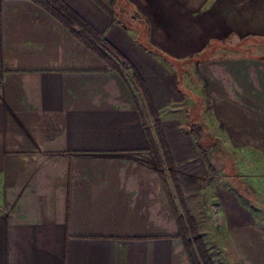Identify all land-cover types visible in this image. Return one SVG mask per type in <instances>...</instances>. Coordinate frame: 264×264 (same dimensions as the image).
<instances>
[{
  "label": "crops",
  "instance_id": "obj_1",
  "mask_svg": "<svg viewBox=\"0 0 264 264\" xmlns=\"http://www.w3.org/2000/svg\"><path fill=\"white\" fill-rule=\"evenodd\" d=\"M60 1L134 64L163 149L130 71L112 69L45 6L0 0V264H193L175 189L177 178L187 190L182 166L233 170V156L240 170L264 169V0ZM137 27L146 43L132 56L120 44L139 41ZM228 41L254 51L199 61L193 79L217 132L179 128L167 108L190 92L162 57L191 60ZM235 196L216 235L240 264H264V229Z\"/></svg>",
  "mask_w": 264,
  "mask_h": 264
},
{
  "label": "rangeland",
  "instance_id": "obj_2",
  "mask_svg": "<svg viewBox=\"0 0 264 264\" xmlns=\"http://www.w3.org/2000/svg\"><path fill=\"white\" fill-rule=\"evenodd\" d=\"M118 10L121 11V9ZM127 15V23L130 22V24H132V19L134 18L132 11L127 12ZM136 29L139 35L138 37L140 38L139 41H134L132 44L129 42L128 45L124 46L120 44L123 49H126L125 51H130V54L132 56L133 50H143L146 43V41L144 43L145 29L138 27ZM102 39L104 40L103 37ZM140 41L142 42L140 43ZM229 43L230 45H228ZM228 44L226 46L227 48L223 49V47L221 48V44L213 45L207 43L208 47L209 45L211 46L208 48L206 45L208 49L207 51L205 50L204 55H201L200 57L199 54L194 55L193 59L191 60L190 58L189 60L185 61H176L173 59L165 60L162 57V61H167V66H171V68L173 69L176 68L180 70L182 79L185 81V83H187L186 86L189 90L187 91L190 92L187 93V100L185 102L181 104H171L167 108V114H175L177 116V119H179V128L183 130L195 131L196 129L193 128V126H196L197 123H194L196 121L198 123L200 122L199 124L203 125V128L198 127V130H204L209 134L213 131L217 132V130L209 121L211 114L209 112L210 108L208 107V103L206 105L207 107H204V103L201 105L199 102H196L197 93L195 92V89L197 86L193 79L196 77L195 67L197 65L196 63H198L199 61H204L212 57L229 54L250 55L254 51L252 49V44L246 43V41H234V43L232 41H228ZM108 46L118 56L119 66L122 68V70L130 71L132 74L134 64H132L131 60L122 52V50L118 46H116V44L108 41ZM193 46L195 47L196 44H188V49L192 50ZM129 48L133 50H130ZM186 69L188 70V72H185ZM174 73L175 71L173 72V74ZM156 109V107L151 109L146 101H142L141 113L143 114V119L145 120L149 130L154 133V136L157 140V145L160 149H163L161 138L159 137V130H163L164 126L162 124L157 125L155 123L156 117L154 116V114H156ZM224 157L227 156L225 155ZM236 157L238 161L242 159L238 156ZM229 160L231 164L228 166L233 165V170L226 169L216 171L210 167V162L207 161V159H204L203 164H200L199 166L193 165V163L185 164L184 166H182V168H184L183 170H185L182 175L186 180L185 182L187 189L185 192L183 190L184 194L186 193V205L188 207L190 206L189 208L191 209V214L196 219V227L198 229V233L201 235L206 248L210 253L213 254L214 259L218 264H240L238 260L234 259L233 256L229 253L231 249H229L228 252L224 251L226 247L223 243V241L226 240L225 232V236L220 234L219 236L216 235L218 227L223 229L225 227V222L223 219L224 209H226L228 206L235 208V203L237 202V198L235 195H237L239 197V201L241 200L243 204L247 206L252 212V215L254 217L252 218L253 223L250 222V225L254 227H263L264 229V189L261 190L263 188L261 186H264V169L255 171L240 170L237 166V162L235 164H232V162L234 161L233 156H231ZM253 167L255 169H258V167L260 168V166ZM177 195L181 197V193H177ZM223 199L227 204L223 201Z\"/></svg>",
  "mask_w": 264,
  "mask_h": 264
},
{
  "label": "trees",
  "instance_id": "obj_3",
  "mask_svg": "<svg viewBox=\"0 0 264 264\" xmlns=\"http://www.w3.org/2000/svg\"><path fill=\"white\" fill-rule=\"evenodd\" d=\"M35 2L45 6L51 13L57 16V18L65 24L72 33L95 52L101 59H103L112 69L122 70L119 66L118 56L108 46V41L103 40L101 35L88 24L79 14L74 10L67 7L66 4L60 0H34ZM127 62V61H126ZM132 76L135 80L136 86L140 88L141 92L145 95L147 103L150 104L149 90L142 80L139 73L134 71ZM151 109L153 108L150 106ZM161 133L162 130H159ZM161 140L163 141V135L161 134ZM164 142V141H163ZM176 193L180 194L179 200L185 213V216L179 218L182 234L185 240L189 256L193 264H218L214 259L212 253L206 248L204 240L198 233L196 227V219L191 215L190 209L185 203V195L183 192L180 181L175 178ZM180 191V192H179Z\"/></svg>",
  "mask_w": 264,
  "mask_h": 264
}]
</instances>
